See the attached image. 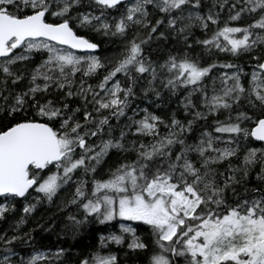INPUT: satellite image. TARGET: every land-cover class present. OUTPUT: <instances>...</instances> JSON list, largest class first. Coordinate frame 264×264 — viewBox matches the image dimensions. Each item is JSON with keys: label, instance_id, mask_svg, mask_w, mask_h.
<instances>
[{"label": "snow or ice", "instance_id": "6c2138e0", "mask_svg": "<svg viewBox=\"0 0 264 264\" xmlns=\"http://www.w3.org/2000/svg\"><path fill=\"white\" fill-rule=\"evenodd\" d=\"M137 90L156 107L183 91L186 119ZM21 201L0 264H121L105 250L126 239L142 264H264V0H0V221ZM45 205L56 245L22 231Z\"/></svg>", "mask_w": 264, "mask_h": 264}, {"label": "trees", "instance_id": "16d2710c", "mask_svg": "<svg viewBox=\"0 0 264 264\" xmlns=\"http://www.w3.org/2000/svg\"><path fill=\"white\" fill-rule=\"evenodd\" d=\"M195 35L197 37H201L202 38V33L199 30L195 31ZM102 46H103V48H107V52L106 53H107L108 56L113 57L114 58L113 60L118 58L119 53L123 50L121 40L118 43V45L116 44L115 46H112L111 48L106 46V45H102ZM152 48H153L152 58L156 59L157 58V53L155 51L156 46L152 45ZM173 51H174V49L170 45H161L160 50H159V56L166 57L169 54V52H173ZM201 53H202V49L199 48V47H196L194 49L193 55H196V56L200 57L202 62L203 61H207L209 59L207 54H203L202 55ZM220 54H222L225 57V59H226L225 61H232V60L235 59V58L231 57L230 55H226V54H223V53H220ZM220 54H218V56H216L215 59L218 62H224V61L220 60V57H221ZM235 62L241 64L242 66H244V68L246 67L248 71L250 70L248 68V66H247L248 63H249L248 57H246V56L245 57H240L238 59H235ZM102 73H103V70H101V74ZM101 74H98L96 77H93V78L89 79L88 82L92 83V84L97 83L98 80L100 78H102ZM150 98H153V97L149 96L148 99H143L141 97V95H140L139 90H137V100L138 99L139 100H144L143 106H145V105L147 106L148 105ZM134 105H135V101H134ZM164 112L165 111L160 112V115H161L162 118H164L167 121L168 119L166 118V112H165V114H164ZM178 117H179L178 119H180L182 121L186 119L185 114H182V115H180ZM188 118H190V117H188ZM223 118H220V119H223ZM211 121L212 120L209 119V122H211ZM203 123H204L203 121L198 122V125L195 127V130L193 131L191 136H189V142H193L194 138L199 136L200 131L202 130L199 125H202ZM207 130H211V129H207ZM252 145H253L252 147H261L262 146L261 143H258V142H254ZM252 184L253 185L255 184L254 174H253ZM23 203L24 202H22V201L18 202L17 205H16V208H17L16 213L10 214L9 218L6 221H0V231H3L5 229L10 228L16 222V220L19 218V216L22 215ZM49 207L50 206L47 205L46 209H48ZM40 209H42V208H39L38 209L39 212L35 213L33 218H31L29 220L28 224H30V226L29 225L24 226L22 228V231H29L31 229H36V232L34 233V235H36V238L40 242L46 243L48 245H56L57 243L56 244H51L53 242V239L50 240L51 238L48 237L49 235L44 234L45 232H41V230L39 228V224H43L45 221H47L49 219V217H51L57 210L55 208H52L51 211H48V210L45 209L46 213L41 215V214H38V213L43 211V210L40 211ZM13 220H15V221H13ZM32 222H34V225H32ZM91 230H93L92 227L89 229V231H91ZM138 234L147 236V232H145L143 229L138 230ZM87 235L90 238V240L93 242L92 245H95V234H93L92 232H88ZM82 244L83 245H90V244H87L85 241H82ZM111 245H112L113 248L110 251H112L114 254H116L118 256L119 261L121 262V264H142V260H143L142 257L141 258H137V257L129 254L127 257L124 258L125 253L128 252V249H127V246H126L127 242H125L124 245H115V244H111ZM78 250L79 249H74V251H78Z\"/></svg>", "mask_w": 264, "mask_h": 264}, {"label": "bare ground", "instance_id": "6f19581e", "mask_svg": "<svg viewBox=\"0 0 264 264\" xmlns=\"http://www.w3.org/2000/svg\"><path fill=\"white\" fill-rule=\"evenodd\" d=\"M100 39H101V54H102V57H107L109 60H113L114 59L113 57L107 55V53H106L107 52V48H103L102 45H106V46L111 48L112 46H115L116 44L118 45V43L120 42V39L119 38H110V39L109 38H100ZM220 56H221L220 60L225 62V60H226L225 57L222 54H220ZM244 70L246 72L248 71L246 67L244 68ZM184 95H185V93L183 91H181L176 96H173L170 100L167 98V96H165V102L162 103L160 107H156L154 104L150 103V101L153 98H150L149 103H148L147 106L146 105L143 106L144 100H139L140 98L137 100V98H136L134 107L138 105L141 108H148L149 111L154 112L156 115H158V114L160 115V112L165 111L167 119H169V117L174 113L176 115V118L178 119L179 118L178 116L184 114L182 106L180 105V101L183 99ZM165 112H164V114H165ZM141 115H142V113H141ZM220 118H223V116H221ZM162 119H164V118H162ZM209 119L213 120V117H209ZM258 143H260V142H258ZM251 146H253V145H251ZM113 159H115V157H113ZM46 206L47 205H45L42 209H40V211L41 210H43V211L38 213V214L43 215L44 213H46L45 212L46 211L45 210ZM37 212H39V211H37ZM15 220H13V221H15ZM27 225L30 226V224H27ZM32 225H34V222H32ZM92 229L93 230H91L89 232H92L93 234H95V249H90V251H94L96 249H99V247H100L99 237L101 235H107L109 231L115 232L117 234L119 233V225L116 222H113V227L111 229H109L108 226H106V225H94V226H92ZM44 234L49 235L47 232H45ZM48 237L51 238L50 240L53 239V242L51 244L59 243L54 235L53 236H48ZM37 241H39V240L37 239ZM82 241H85L87 244H90V245H92V243H93L90 240V238L88 237V235ZM40 243H42L44 245H48V244L43 243V242H40ZM112 248H113L112 245L109 244L108 245V249L105 250V254L107 253L108 250H112ZM126 253H129V250ZM126 253L124 255V258L129 255V254L126 255Z\"/></svg>", "mask_w": 264, "mask_h": 264}, {"label": "rangeland", "instance_id": "374dc122", "mask_svg": "<svg viewBox=\"0 0 264 264\" xmlns=\"http://www.w3.org/2000/svg\"><path fill=\"white\" fill-rule=\"evenodd\" d=\"M119 234V233H118ZM127 240V239H126Z\"/></svg>", "mask_w": 264, "mask_h": 264}]
</instances>
